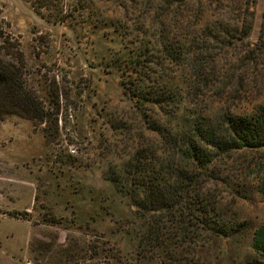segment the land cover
Masks as SVG:
<instances>
[{
	"label": "rangeland",
	"instance_id": "rangeland-1",
	"mask_svg": "<svg viewBox=\"0 0 264 264\" xmlns=\"http://www.w3.org/2000/svg\"><path fill=\"white\" fill-rule=\"evenodd\" d=\"M217 1H203L208 12L189 30L195 50L200 39L209 38L206 57L214 55L224 77L196 96L190 66H170L166 81L176 92L178 114L167 120L175 133L198 121L216 127L225 115L250 117L264 108V77L260 89L237 95L254 80L240 59L260 40L264 0ZM221 4L240 5L243 16L217 8ZM57 5L40 14L27 0H0V33L22 52L29 90L47 108L52 95H59L60 105L55 138L39 122L18 116L0 122V264H264V255L254 249L255 231L264 225L259 149L244 148L220 162L218 180L207 186L206 194L236 225L235 234L210 238L201 232L181 249L173 243L171 249L143 247L135 208L107 178L142 148L160 146L157 159L164 160L163 138L146 124L157 108L137 110L122 86L127 77L121 61L130 48L123 39L126 29L118 25L129 18L131 1L57 0ZM250 24L244 40L241 31L236 39L228 34Z\"/></svg>",
	"mask_w": 264,
	"mask_h": 264
},
{
	"label": "trees",
	"instance_id": "trees-1",
	"mask_svg": "<svg viewBox=\"0 0 264 264\" xmlns=\"http://www.w3.org/2000/svg\"><path fill=\"white\" fill-rule=\"evenodd\" d=\"M27 1L40 14L44 9L58 6L57 0ZM130 1L132 8L126 11L132 12L128 13L125 24L118 25L126 29L123 39L129 44L126 48H130L129 56L121 61L127 77L122 86L137 110L149 106L157 108L156 118L147 120L146 124L150 133L163 138L160 150L164 151V160L159 163L157 159L160 146L142 148L123 167L110 169L108 181L135 208L142 222L141 243L145 248L171 249L174 244L181 249L201 232L210 238L229 237L235 234L236 225L224 218L215 197L206 194L207 186L218 180L215 174L220 176L215 172L216 165L231 158L236 151L264 150V108L250 117L225 115L216 127L198 121L184 132L175 133L167 120L178 114L176 92L166 81L170 66H190L191 93L196 96L204 87L221 85L224 77L223 69L215 65L214 55L206 57L210 50L209 38L200 39L198 51L190 37L189 25L193 22L197 27L208 10L204 9V0ZM214 1L217 0H209L211 4ZM217 8H231L234 14L243 16L244 8L240 5L221 4ZM246 14L253 17L249 7ZM251 31L250 24L230 30L228 34L234 33L233 39L244 40ZM240 61L245 72L252 71L254 80L243 84L237 95L249 89H260L258 81L264 77V23L259 42L246 51ZM25 68L22 52L9 36L0 33V122L9 116L39 122L46 125L47 136L55 138L59 95H52V107L47 108L29 90ZM223 91L226 93L227 87H223ZM259 190L264 196V181ZM254 236V249L263 256L264 225Z\"/></svg>",
	"mask_w": 264,
	"mask_h": 264
}]
</instances>
